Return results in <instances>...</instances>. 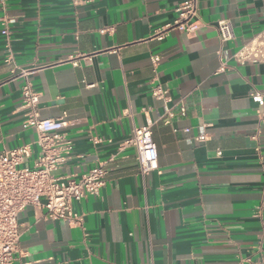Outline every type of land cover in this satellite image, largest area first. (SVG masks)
Returning a JSON list of instances; mask_svg holds the SVG:
<instances>
[{"label": "crops", "instance_id": "obj_1", "mask_svg": "<svg viewBox=\"0 0 264 264\" xmlns=\"http://www.w3.org/2000/svg\"><path fill=\"white\" fill-rule=\"evenodd\" d=\"M179 1L0 0L10 20L8 45L0 33V152L34 140L21 125L28 79L40 117L68 121L72 151L58 176L114 158L99 195L73 202L81 226L34 206L19 214L14 264H264V103L248 95L264 96V63L231 58L264 29V0H198L192 34L167 27L158 39ZM147 125L157 169L144 174L136 150L119 146Z\"/></svg>", "mask_w": 264, "mask_h": 264}, {"label": "built area", "instance_id": "obj_2", "mask_svg": "<svg viewBox=\"0 0 264 264\" xmlns=\"http://www.w3.org/2000/svg\"><path fill=\"white\" fill-rule=\"evenodd\" d=\"M72 1L73 4H78L86 0ZM174 11L176 18L173 23L156 32L158 39L164 37L167 27L187 34L195 31L198 0H180ZM9 21L5 13L0 16V33L7 45L10 38ZM216 28L222 42L233 38L232 26L227 19L219 20ZM231 58L238 64L264 63V29L241 44ZM159 60L158 55L151 56L152 63L157 64ZM12 73L15 74V70ZM152 95L167 98L166 92L160 86L153 87ZM248 95L253 102L263 105L262 94L253 90ZM38 98L39 93L25 79L21 87V125L34 131V140L0 152V264H14L16 255H20L18 216L28 206L43 210L42 216L46 220L60 219L72 226H81L83 218L73 209V202L88 195H99L106 182L107 163L114 159L110 156L78 175L67 178L58 176L56 170L72 151V142L64 132L68 121L65 118H41ZM183 111L184 108H181V112ZM259 115L264 120V110ZM171 116L172 113L167 112V119L164 121ZM203 135L201 128L198 139H203ZM93 140L96 141L95 138ZM33 144L37 146L38 152L32 165H27L25 162L31 156ZM127 147L136 150L142 173L157 169V149L152 140L151 126L134 128L131 136L120 143L119 149Z\"/></svg>", "mask_w": 264, "mask_h": 264}]
</instances>
